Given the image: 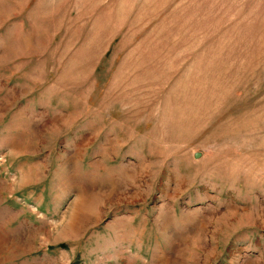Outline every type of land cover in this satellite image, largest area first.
Wrapping results in <instances>:
<instances>
[{"label": "rangeland", "instance_id": "obj_1", "mask_svg": "<svg viewBox=\"0 0 264 264\" xmlns=\"http://www.w3.org/2000/svg\"><path fill=\"white\" fill-rule=\"evenodd\" d=\"M0 237V264H264V0H0Z\"/></svg>", "mask_w": 264, "mask_h": 264}, {"label": "crops", "instance_id": "obj_2", "mask_svg": "<svg viewBox=\"0 0 264 264\" xmlns=\"http://www.w3.org/2000/svg\"><path fill=\"white\" fill-rule=\"evenodd\" d=\"M2 232H3V231H2ZM4 234H5V233H4ZM2 240H3V239L0 237V244H1ZM3 241H4V240H3Z\"/></svg>", "mask_w": 264, "mask_h": 264}]
</instances>
